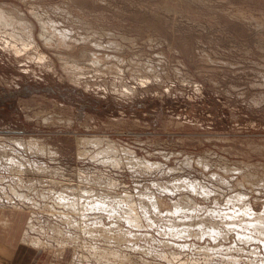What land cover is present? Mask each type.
I'll return each mask as SVG.
<instances>
[{
  "label": "rangeland",
  "instance_id": "374dc122",
  "mask_svg": "<svg viewBox=\"0 0 264 264\" xmlns=\"http://www.w3.org/2000/svg\"><path fill=\"white\" fill-rule=\"evenodd\" d=\"M2 5L5 10H20L32 22L39 53L16 56L5 48L10 35H0V148L9 144L21 155L25 150L16 145V138L39 137L57 155L39 151L32 154L28 150L24 156L58 169L53 170L55 175L48 173L49 178L44 179H55L64 185L130 193L138 201L140 193L154 192L165 197V203L169 200L172 204L182 192L162 193L153 183L183 177L201 180L213 190L207 198L189 192L206 207L203 214L208 208L230 212L248 203L252 217L264 211V0H0ZM37 14L55 22L58 30H68L72 38L64 43L73 48L46 47L39 35L42 28ZM16 34L24 37L21 31ZM96 51L110 57L100 56L102 61L98 65L90 57ZM35 54L46 56L45 60L36 61ZM78 63L77 70L68 65L74 67ZM92 137L105 140V147L111 142L117 156L125 161L126 156L134 154L139 159L162 164L161 169L145 172L130 168L126 162L121 167L110 162L99 164V158L92 159L97 148L91 145L86 146L88 154L80 156L79 150H85L80 139ZM10 151V148L5 151L7 156L2 158L5 162L12 152L15 156ZM200 161L209 163L205 166ZM82 173L86 176L80 178ZM96 175L106 178L105 181L109 178L115 183L114 188L104 181V184L90 182ZM54 185L43 186L46 191L41 186L33 191L37 203L49 207H33L32 201L30 207L26 202L33 214L43 219L42 225L49 228L50 232L43 234L45 241H49L46 246L59 247L57 239L71 233L80 242H73L76 252L85 257L91 254L87 246L92 242L114 247L106 239H90L81 229L63 223L58 213L63 209L56 204L58 187L62 185ZM51 188L56 196L49 191ZM240 192L244 199L233 208L234 204H228V200ZM88 215L92 219L89 222L94 224L97 219L109 225L117 221L104 213ZM218 220L222 232L225 235L229 232L226 238L215 242L191 236L192 240L186 239L188 247L174 245L167 250L159 242L178 240V245H182V240L164 236L162 228L166 222L150 227L144 220V227L132 229L139 235V245L153 244L159 251L175 254L174 262L125 249L134 253L137 258L134 261L139 264H146L148 259L153 264H260L264 259L262 241L243 240L240 228L227 227L231 220ZM120 224L131 228L126 223ZM56 226L63 229L59 237L53 230ZM37 233L35 236L41 237ZM148 235L161 241L155 243ZM207 246L214 247L208 251L209 255L204 254ZM47 253L44 255L50 259ZM82 259L75 262L83 263Z\"/></svg>",
  "mask_w": 264,
  "mask_h": 264
},
{
  "label": "bare ground",
  "instance_id": "6f19581e",
  "mask_svg": "<svg viewBox=\"0 0 264 264\" xmlns=\"http://www.w3.org/2000/svg\"><path fill=\"white\" fill-rule=\"evenodd\" d=\"M9 8H10V6H9ZM36 16L38 17V20L41 24L40 27L42 28V32L39 35H40V38L43 39V41L45 42L46 47L49 46V47H53V48L55 47V48L60 49V48H63V46H67V44H65L64 42L66 40L72 38L70 35V32L68 30H58L55 22L45 20L44 19L45 17L44 18L42 17L43 15L40 16L39 14H37ZM27 20L22 16L20 10H18V11H16V10L13 11L12 9L5 10L3 5L0 6V35H2V34L10 35V40L6 39L7 45L5 48L8 49L9 51H12V53L14 52L15 55L16 54L22 55V54H28V53L31 54V52H34V53L38 52L37 42H36V39L34 37V25L31 24L32 22L30 23ZM88 24H89V22H88ZM8 31H10V32H8ZM16 31H21L22 35H24L23 38H25V39L20 38V36H18L16 34ZM2 42H4V41H2ZM72 42L74 43V41H72ZM17 43H20V45L22 47L19 46V44H17ZM70 43H71V41H70ZM110 43H108V44L111 45L112 43L111 44ZM97 44H99V43H97ZM97 46H102V45L100 44ZM67 47L73 48L72 46H67ZM92 51H94V49ZM40 54H38L37 57L35 54V58H37L36 61L38 60L40 62V61L45 60L46 56H42ZM87 54L88 53H86V55H85V53H84L85 56H87ZM60 56H61V54H60ZM91 56L94 57V63H96L98 65L102 61V59H100V56H101V58L102 57H105V58L110 57L109 55H99V54H97V51H96V53L92 52L90 54V57ZM62 57H64V56L62 55ZM61 59H63V58H61ZM20 61H21V59H20ZM88 61H90V60H88ZM73 63H74V61H73ZM75 63H76V61H75ZM68 65L70 66L71 69L77 70V68H80L79 63L74 65L75 68L71 67L70 64H68ZM49 66H48V68H49ZM51 66H52V64H51ZM140 71H142V70H140ZM38 138L35 139V138L31 137V139H29V140L28 139L26 140L25 138L24 139L23 138H16V140H17L16 145H18L20 147V149L25 150L24 152L30 150L32 152V154L34 152L39 151L40 154H45L46 152H49V154H54V156H55V154L57 155V153L51 151V148L45 147L42 143V140H40ZM4 139L8 140V138H4ZM80 140H81L80 144L81 143L83 144V147L85 150H82V149L79 150L80 151L79 155L80 156L87 155L88 154L87 153L88 148H86V146H88V145L94 146V149L97 148V151L95 150V152H97V153L94 156L92 155L93 156L92 159L99 158L97 161L99 164H105V163L110 162L116 167H121L122 163L126 162V164L130 168L135 169V170H139V171L142 170L145 172L146 171L151 172L152 170L155 171V170L161 169L160 165H162V164L157 163V162L153 163L150 160L139 159L134 154H131L130 156L129 155L126 156L125 157L126 161L123 160L124 159L123 157H121L120 155L117 156L118 151H117V149H115V147H112L113 144L111 142L107 143V144H109V145H107L108 147H105L106 145L103 143V141H105V140H102L99 137H97V138H93V137L92 138H82ZM101 144L103 145V147ZM45 145H47V144H45ZM7 146H9L7 148H10L11 151L15 152V156H13V154H12L13 152L11 153V155L8 153V155H10L9 161L6 160V162H5V160H2V158L4 155H6L5 151L7 148L4 149L1 147L4 150V152H3V150L2 151L0 150V159H1L0 160V165H1L0 168H3L4 171H2V169L0 171V210H1L0 211V229H2L3 232H7L10 230V228L12 229V228L17 227V225L14 223L15 220H17V216L15 218V215H18V213L21 211H22V213H27V217L25 216V220L23 221L25 227H24V230H22V234H21L22 244H23V246H25L28 249H34V250H36V252L39 251V253L41 255L48 252L47 254H48V256H50V260H51L50 264H67L68 261H70V258H71V261L68 264H74V263L78 264V263H76L77 259H78V261H80L82 258H83L82 259L83 263L86 261L85 262L86 264H139L140 262L137 263V261H134L137 259V258L135 259L136 256L133 255L134 253L133 254L129 253V251H127L125 248H132L136 251H139V253L143 252L145 255H149V256L153 255L156 257H160L162 259H166L170 262H174L175 259L177 258V256L175 254H168L164 251L167 250L166 248H172L173 249L174 245L177 247L180 246L181 248L188 247V243H187L188 240H186V239L191 238V236L197 237L198 240H203L205 238H207V239L209 238L210 240H213L215 242H218L223 237L226 238L227 237L226 235L229 234V232L225 231V232H228L226 235L222 232L223 228L222 229L220 228L221 225H220V221L218 220V218L219 219L220 218H222V219L226 218V219L231 220L232 222L230 224H228V226H227L231 230H235L234 228H237V227L240 228L242 230L241 232H239V236L241 239H243V240L244 239L260 240V241H262V243L264 245V211L260 214L257 212L256 213L254 212L256 215H255V217H252V211L253 210L250 207L249 203L247 205H245L246 207H244V205H243L242 207H240L238 209L235 208V206L238 205L237 202L240 200L243 201V199H244V196L241 194L242 190L240 193H237L236 195L234 194L236 197L233 195V197H231L228 200V204H231V203L234 204V206H233V208H235L234 210H231L230 212H228V211L227 212H221V211L214 210V209L207 207L208 209H207L206 214H203V212H204L203 210L206 207H204L202 204L196 202V200L193 199L194 197L191 194H189V192H193V193H195L201 197L207 198L208 196H210V194L213 192V190L209 189L208 188L209 186L204 184V182H202L201 180L187 179V178L181 177L179 179L178 178H174V179L172 178L171 181L169 180V182H164V181L163 182L162 181L154 182L153 184L157 188L162 189V193L164 191L167 193H170V194H175L176 192H178V193L182 192L178 197L176 196L177 198L175 200H172V204H170V202L169 203L167 202L169 200H166V203H165V201H164L165 197L161 198V197L157 196L156 194H153L154 192L149 193V194L140 193V199L138 201V200H136L135 196L131 195L130 193H125V194L115 193V191L111 192L110 189L109 190H102V188L101 189H95L94 186H93L94 189H91L90 187H86V186H82V187L77 186L74 183H73L74 186H72L70 184L64 185L61 181H56L55 179H46L45 180L44 178L48 177V173H52L53 170L58 172V169L55 170L54 169L55 167L53 168V166H47V164L44 165L40 162L37 163L36 160L29 159V155H28V158L26 157L27 155L24 156V152H22V154L20 155L19 151L13 149L14 147H12L9 144ZM100 147H101V149H100ZM103 150H106V152H104ZM8 151H9V149H8ZM89 151H91V150H89ZM1 154H3L2 157H1ZM103 154H106V156L104 155V157H101ZM25 158L27 159V161H25L26 160ZM32 158H34V157H32ZM3 159H5V157ZM200 162H202L205 166H207L209 163V162H203V161H200ZM4 163H5V165H4ZM189 163L190 162H188V164ZM168 169H170V168H168ZM7 173H8V175H6ZM60 173H59V175H60ZM52 174H54V173H52ZM61 174H63V173H61ZM50 176H52V175H50ZM84 176H86V175H84L83 173L80 174V178H82ZM90 176H91V174H90ZM90 176H88L89 177V178H87L88 180L90 179ZM39 177L41 179L42 178L43 179L42 180L38 179ZM92 177L90 179V182L91 181H93V182L97 181V182L102 184L104 181V182H107V184H108L107 186L111 185L112 189L115 186V183L112 181L110 182L109 178L107 181H105L106 178L104 179V178H101L100 176L99 177L97 176L94 178H92ZM58 178H60V177H58ZM244 179H245V177H244ZM82 181H83V179H82ZM38 184H40V185L38 186ZM54 184L55 185L56 184L62 185V186H59L61 188H59L57 186L59 191L57 192L58 198H56V204L58 206L62 207V209H63L62 211L58 212V213H60L59 215H60L63 223L71 225L73 228H76L77 230L81 229L84 234L86 233V235L90 236V239L91 238L92 239L94 238L95 240L96 239L102 240V238L106 239V241L108 243L115 244L114 247L108 248V247H106V245L104 246V244H101V243L93 244V242H92V244H91L89 242L90 245L87 247H89L88 251L91 254H90V256L85 257L86 256L85 254H84L85 256L80 255V253L82 254V252H80V253L76 252V248L73 246V242L74 241L77 243H80V242L77 240V237H75V235H72L70 232H69L70 235L68 234V236H66L65 238H63V239L61 238L62 240L61 239L58 240L56 238L57 242L59 244L58 245L59 247L54 248V247L49 246V245L46 246L49 241H45V238H44L45 235H43V234L50 232L48 230L49 228L47 229L46 226L42 225L43 219H40V217H38L37 214H33V212L29 209L28 205L32 201L33 207L39 208V206H41L40 207L41 209H42V206L43 207H46V206L49 207V205H47V204L41 205L40 201L37 203V201L35 200V197H34L35 193L33 191H36L37 188H39L40 186L43 187L45 185H54ZM90 186H92V185H90ZM57 187L55 189H57ZM49 188H50V186H49ZM41 190L46 191V187L41 188ZM76 190H78V191H76ZM49 191L54 193L56 196L55 190H53L51 188ZM220 194H221V192H220ZM190 195H191V197H190ZM227 196H225V197H227ZM213 197H215V196L213 195ZM216 198L217 197H215V200H216ZM47 200H48V198H47ZM13 202H15V203H13ZM26 202L28 203V205L26 204ZM162 202H164V203H162ZM56 204H54L53 207H55ZM20 205H22V206H20ZM29 206L32 207V205H29ZM44 209L45 208H43V210ZM55 209H57V208H55ZM220 210H222V209H220ZM93 212H94V215H95V213H102V214L104 213L105 216H107L108 218H111V219L114 218L115 220L117 219V221L112 222V225L114 228H112V225L104 223L102 220H98V219H97V222L95 224L92 222L90 223L89 221L90 220L92 221V219H90L91 217H90V215H88V213H93ZM240 213H242V215H240ZM246 216H248V217L244 218ZM21 218L22 217H19V219H21ZM238 218H244V219L242 221L241 220L238 221ZM103 220H104V218H103ZM144 220H146V222H148L147 225H149L150 227H152V225H154V226L157 225V223L161 222V221L166 222V224H164L165 226L162 228V233L164 234V236H172V238L174 237L176 239H180V240H182V242H181L182 245H178V243H179L178 240H177L178 241L177 242L176 240H174V241L170 240L169 241L168 239H166L164 241L159 240V241H161V242H159L155 238H153L151 235H148V238H150V240L152 239L155 243L159 242V243L164 244V246H165L164 249H166V250L163 251V249H162L161 251H159L158 248L155 247L156 245L153 246V244L147 245L146 247L139 245L138 241L140 239L137 238V236L139 237V235L136 232H134L135 230L133 231L132 229L133 228L134 229H140V228L144 227L143 226ZM119 222L122 224L126 223L131 228H129V229L123 228V226ZM37 224L41 225L40 228L37 227L38 226ZM158 224H160V223H158ZM161 224H163V223H161ZM71 226H70V228H71ZM59 227L56 226L55 229H53L55 231V233L58 235V237L60 236L61 232H63V229L61 230V228H59ZM66 229H67V227H66ZM100 231H102V232H100ZM136 231L138 232V230H136ZM37 232L41 233V237H38L40 235L35 236V234H38ZM66 233H67V231H66ZM255 234H259V235L256 236ZM50 235H52V234H50ZM191 240H192V238H191ZM85 241H86V239H85ZM104 242H105V240H104ZM148 242H150V241H148ZM237 244H239V243H237ZM256 245H257V243H256ZM200 246H201V244H200ZM251 246H253V245H251ZM195 247H197V246H195ZM208 248H210V249H208ZM18 250H20V249H18ZM212 250H214V247H212V246L208 247L207 246L206 248H204V254L209 255L211 253H209L208 251H212ZM177 251L180 252V250H178V249H177ZM214 252H212V253H214ZM1 253L6 255L5 254L6 252H1ZM216 253H217V251H216ZM253 253L256 254L257 252L253 251ZM260 253L263 254L262 250ZM10 254H13V253L10 252ZM208 255H207V258H208ZM92 256H93V258H92ZM223 256H225V255H223ZM145 257H147V256H145ZM182 257H183V255H182ZM75 258H77V259L75 260ZM232 259L237 260L235 257ZM148 260H149V262L147 261L146 264H153L150 262V259H148ZM154 260H156V259H154ZM142 261H143V258H142ZM200 261H202V260H200ZM204 261H206V260H204ZM81 262L79 264H83ZM208 262H209V259H208ZM210 262H211V260H210ZM155 263L157 264L158 262H154V264ZM182 264H186V263L183 262ZM221 264H222V262H221ZM223 264H225V263H223ZM253 264H259V263L254 262ZM260 264H264V259H261Z\"/></svg>",
  "mask_w": 264,
  "mask_h": 264
},
{
  "label": "crops",
  "instance_id": "0c3cea01",
  "mask_svg": "<svg viewBox=\"0 0 264 264\" xmlns=\"http://www.w3.org/2000/svg\"><path fill=\"white\" fill-rule=\"evenodd\" d=\"M16 216L17 220H15L14 223L17 227L10 228L7 232H3V230L0 229V251L6 252V255L0 252L2 254H0V264H49L48 260L50 259L45 257L44 254L41 255L39 251L31 252V249L23 246L21 234L25 227L23 221L25 220V216L27 217V213H22L21 211L18 215H15V218ZM19 217L22 218L19 219ZM10 252L13 254H10Z\"/></svg>",
  "mask_w": 264,
  "mask_h": 264
}]
</instances>
